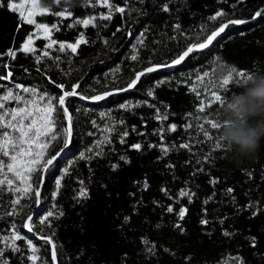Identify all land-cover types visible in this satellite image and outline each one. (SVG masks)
Returning a JSON list of instances; mask_svg holds the SVG:
<instances>
[{
    "label": "trees",
    "instance_id": "trees-1",
    "mask_svg": "<svg viewBox=\"0 0 264 264\" xmlns=\"http://www.w3.org/2000/svg\"><path fill=\"white\" fill-rule=\"evenodd\" d=\"M39 2L50 13L37 15L36 22L59 26L52 39L75 43L83 33L88 43L80 45L76 54L53 51L58 61L46 57L37 64L36 55L45 40L35 41L36 54L19 51L35 26L0 7V76L12 73L11 82L0 80V93L19 84L58 96L61 90L56 85L68 89L77 82L87 96L114 90L125 86L135 72L168 63L189 46L206 43L228 21L249 20L243 25L229 23L209 47L191 54L181 65L146 74L136 89L98 102L70 98L75 125L71 143L45 176L42 170L34 171L31 180L42 188V208L32 228L54 239L59 264H236L232 259L236 256L244 264H264V139L253 157H245L221 135L225 106L246 82L237 83L240 78L232 70L264 76V18L251 19L256 10H264V0H110L113 6L126 9L124 14L113 12L110 20L99 18L109 9L96 0L92 6H84L86 0ZM166 5L168 12L163 10ZM64 9L72 12L70 19L54 14ZM221 11L224 15L217 16ZM93 16L97 17L95 27L75 23ZM9 50L16 51L15 58L7 55ZM134 54L136 61L131 59ZM217 66L226 73L222 79ZM230 73L229 84L220 88ZM160 80L167 82L155 87ZM153 88L154 99L147 95ZM213 93L221 100L216 101ZM123 104L140 106L125 110ZM157 108L167 113V120L155 118ZM102 113L108 115L102 117ZM205 120L218 122L217 129ZM172 124L177 126L175 132L168 131ZM201 124L212 139L200 132ZM124 132L128 135L121 143ZM100 140L111 142L97 149ZM136 143L143 146L140 151L130 148ZM184 143L191 145L190 150L180 147ZM162 145L168 146L167 155ZM62 146L63 139L53 141L49 156ZM96 151L103 155L96 156ZM121 155L131 163H123ZM113 164L120 167L113 171ZM170 164L174 167L169 168ZM54 177H63L59 189ZM82 187L88 197L77 200ZM184 189L195 193L191 202L180 198ZM22 195L0 185V236H10L9 229L15 225L38 249L37 264H52L51 246L24 228L38 206L35 197L24 196L19 205L13 204ZM182 208L187 211L181 220ZM13 210L15 215L7 214ZM49 211L57 215L42 224ZM125 216L131 218L127 224ZM204 219L206 225L201 223ZM224 230L231 235L225 236ZM142 240L154 245V251L148 252ZM17 243L20 253L5 251L9 264H31L25 240Z\"/></svg>",
    "mask_w": 264,
    "mask_h": 264
},
{
    "label": "snow or ice",
    "instance_id": "snow-or-ice-1",
    "mask_svg": "<svg viewBox=\"0 0 264 264\" xmlns=\"http://www.w3.org/2000/svg\"><path fill=\"white\" fill-rule=\"evenodd\" d=\"M56 3H60L61 0H55ZM63 2L68 3L69 0H63ZM96 2L101 3L102 6H105L109 9L107 14L101 15L99 18L104 20H110L112 18L113 12H118L120 14H124L126 9L121 6H113L110 3V0H96ZM238 2L242 3L243 0H238ZM93 0H86L84 6H92ZM0 7H4L5 10L11 11L18 14V18L23 20L28 24H33L34 30L33 32L27 36L26 42L21 46L19 51L24 53L36 54L37 49L34 47L35 39H44L48 41L39 55H36V63L39 64L42 62L44 58H52L54 60H59L60 57L52 56L53 51H58L61 53H70L76 54L78 48L82 44L88 43L83 33H81L76 39L75 43H66L60 42L52 39L53 31H59L58 25L49 26L47 24H39L34 20V15H45L50 13L49 8H41V11L38 13H33L30 9L26 8V6L22 3H19L18 0H0ZM165 12L169 11V7L166 5L163 9ZM27 13V14H26ZM55 15L61 17L62 19H70L72 17V12L68 9H64L58 13H54ZM224 15L223 11L218 12L217 16ZM215 19V17H213ZM258 18H264V10H256L251 19L255 20ZM97 17H88L85 19H77L75 21L76 24H81L85 28L89 25L95 27V20ZM228 23L234 25H243L249 23V20L245 19H235L229 21ZM74 25H69L72 27ZM228 25L225 24L219 28L218 31L213 32L209 37H207V43H199L189 46L182 54H180L177 58L171 60L168 63L164 64H153L141 71L135 72L133 77L126 83L125 86L114 89L113 91H105L103 93H98L96 95L87 96L83 94L82 85L77 82L70 86V88L66 89L65 85L58 84L56 85L60 90V95H52L44 90L38 88L26 87L24 85H14L15 89L18 91H13L12 89L7 90L3 94H0V156L8 157L9 162L5 163L2 159H0V174L4 173H12L16 180L19 181V185L16 184V181L13 179H9L6 175L4 179H0V185H6L10 191H14L16 193H22V196H17L13 200L14 205H19L20 200L24 198V196H34L37 202V205L41 202V191L40 185L36 184L33 186L32 173L34 171L42 170L43 172H48L49 169L52 168L54 164L57 162V158L64 149L68 148L74 131V114L69 110L70 98H79L80 100H88L92 102L103 101L109 96L127 92L129 90L136 89L137 86L141 83V78L144 77L148 73L156 72L162 68H174L178 65H181L182 62L185 61L191 54L208 47V44L211 43L212 39L216 36L220 35V33L224 32V29ZM120 29H118L119 31ZM131 36V33L129 34ZM142 43V41H141ZM51 50V51H49ZM7 55L15 58L16 51L9 50ZM131 59L136 61L138 59L137 55H132ZM7 67V65H5ZM236 77L240 78L236 82H244L252 75L244 73L242 70L237 72L235 69L232 70ZM12 73L9 70L6 75L0 76V80H7L11 82ZM232 79V74L230 73L227 78H224L220 83L219 87L223 88L228 85L230 80ZM166 80H160L156 82L155 87H159L161 84L166 83ZM198 82H203V77H198ZM2 87V85H0ZM215 95V93H213ZM147 95L151 98H155V88L149 90ZM215 100L220 101L221 97L219 95H215ZM14 107L8 108L6 104L13 103ZM145 103H147L145 101ZM139 104H123L122 108L125 110H130L133 107H139ZM152 106V105H149ZM200 112L204 111V107L201 106L199 109ZM107 113H102V117H106ZM61 117V120H57L56 117ZM158 121L167 120V113H161L160 109H156V117ZM203 119V118H198ZM205 123L210 124L212 129H217L218 122H213L211 120H205ZM60 124V131H57V124ZM92 124L95 126L96 122L92 121ZM191 124L186 125V127H191ZM177 130V126L172 124L169 126L168 131L175 132ZM200 132L207 139H212V137L208 134L209 130L204 128L203 124L199 127ZM106 131H111V128L106 129ZM163 129H161V132ZM91 135V133H89ZM128 133L124 132L121 137V143L125 142V138ZM162 138V137H161ZM57 139H63V146L60 149V152H57L55 155L48 156L47 149L50 144ZM110 140H100L96 143V148H101L105 143H110ZM142 145L139 143L130 145V148L135 151H140L142 149ZM150 147H154L150 145ZM181 148L189 149L191 145L189 143H184L180 145ZM219 147V144H217ZM161 150L164 155L168 154V146L162 145ZM89 151H93L89 149ZM96 156H102V151H96L94 153ZM85 154L81 153V159H85ZM90 158V157H89ZM205 159H209V157H205ZM120 160L125 164H130L131 160L126 155H121ZM112 170L116 171L120 165L113 164ZM169 168L174 167V165H168ZM65 174H67V169L64 170ZM55 184L57 189L61 186V181L63 177L55 178ZM213 184L218 181H211ZM83 184V181L80 182ZM149 185L147 180L143 183V189L147 191ZM162 191L167 192V189H162ZM233 190L231 188L227 189V192L231 193ZM180 198L188 197L191 202V198L195 195L190 190L184 189L180 192ZM88 197V190L82 187L76 199L82 200ZM211 199V198H209ZM208 201H205L207 203ZM169 212L173 211L171 206L167 209ZM187 209L182 208L178 213L179 218L182 220L186 214ZM206 211V209H205ZM8 215H15V211H11L7 213ZM256 213H253L255 215ZM57 213L49 211L47 215L41 220V223H46L49 221V218L56 216ZM59 215H63V213H59ZM130 217L125 216L123 222L127 224L130 222ZM32 217H27L25 221L24 228L27 229L28 232H32L33 228L31 227ZM202 224H207L208 221L206 219L201 221ZM176 227H180L179 224ZM11 235L10 236H0V264H9V257L5 255V251L9 250L13 253H20L22 251L21 246L17 243V241L24 239L27 245V250L32 253V255L27 256V259L31 261V264H37V260L39 257L36 255L38 249L35 245H33L32 241L22 236L20 232L16 229L15 225H13L9 229ZM183 231V229H181ZM223 234L225 236L231 235L227 230H224ZM46 243L51 246V261L52 264H59L58 254L56 245L51 236L43 237ZM142 243L148 245L147 251L153 252L155 246L151 245L149 241L142 240ZM251 246L255 247V237L251 240ZM233 260L236 261V264H244L243 259L239 256L232 257Z\"/></svg>",
    "mask_w": 264,
    "mask_h": 264
},
{
    "label": "clouds",
    "instance_id": "clouds-1",
    "mask_svg": "<svg viewBox=\"0 0 264 264\" xmlns=\"http://www.w3.org/2000/svg\"><path fill=\"white\" fill-rule=\"evenodd\" d=\"M216 71L218 78L226 75L220 66ZM242 88L225 106L221 135L242 156L253 157L264 139V76L252 75Z\"/></svg>",
    "mask_w": 264,
    "mask_h": 264
},
{
    "label": "rangeland",
    "instance_id": "rangeland-1",
    "mask_svg": "<svg viewBox=\"0 0 264 264\" xmlns=\"http://www.w3.org/2000/svg\"><path fill=\"white\" fill-rule=\"evenodd\" d=\"M19 3H22V4H24L25 6H26V8H28V9H30L33 13H38L39 11H41V8H42V6L40 5V2H39V0H22L21 2H19ZM101 4V3H100ZM27 14V13H26ZM37 15H39V14H36V15H34V20L36 21V16ZM37 23V22H36ZM37 39H35V41H36ZM48 41H46L45 40V45H46V43H47ZM66 43H68V42H66ZM34 47L37 49V46H36V44L34 43ZM45 47V46H44ZM42 50H44V48L42 49ZM9 89H12L13 91H18V89H15V88H8V89H6L5 91H3L2 93H0V94H3L4 92H6L7 90H9ZM15 106V104H14V102L13 103H9V104H6V107H8V108H11V107H14ZM52 144V143H51ZM51 144H50V146H51ZM50 146H49V148H50ZM49 148L47 149V154H48V156H49ZM0 159H2L3 161H5V163H7V162H9V160H8V157H3V156H0ZM7 176L9 179H13V180H15L16 181V184L17 185H19V181L18 180H16V178H15V176L12 174V173H7L6 171L4 172V173H2V174H0V179H4V176ZM14 192V191H13ZM16 195H20V193H16V192H14Z\"/></svg>",
    "mask_w": 264,
    "mask_h": 264
},
{
    "label": "water",
    "instance_id": "water-1",
    "mask_svg": "<svg viewBox=\"0 0 264 264\" xmlns=\"http://www.w3.org/2000/svg\"><path fill=\"white\" fill-rule=\"evenodd\" d=\"M262 9H263V8H261L260 10H262ZM228 22H229V21H228ZM228 22L225 23V24L228 25V24H229ZM225 24H224V25H225ZM222 26H223V25H222ZM218 30H219V29H218ZM218 30H217V31H218ZM215 32H216V31H215ZM220 35H221V33H220ZM220 35H218V36H216L214 39H212L211 43L208 44V47H209V46H210V45H211V44H212V43H213V42H214V41H215ZM206 43H207V41H206ZM206 48H207V47H206ZM206 48H204V49H206ZM201 50H203V49H201ZM109 91H113V90H109ZM87 101H88V100H87ZM66 149H67V148H66ZM66 149H64L62 152H60V150H59L58 152H60V155H62V154L65 152ZM55 154H56V153H55ZM55 154H54V155H55ZM60 155H59V156H60ZM59 156H58V157H59ZM44 176H45V172H44ZM43 182H44V178H43ZM42 184H43V183H42ZM42 184H41V186H42ZM41 189H42V188L40 187V191H41ZM37 208H38V207H37ZM37 208H36L35 212H33V213L30 215V216L32 217V219L36 217L35 215H36V212H37ZM31 227H32V221H31ZM29 234H30L32 237H34V238H40V239H43V237H48V236H44V235H40V234H36V233L34 232V230H33L32 232H29ZM52 239H53V238H52ZM53 241H54V239H53ZM54 243H55V241H54ZM55 245H56V243H55ZM56 249H57V248H56Z\"/></svg>",
    "mask_w": 264,
    "mask_h": 264
},
{
    "label": "bare ground",
    "instance_id": "bare-ground-1",
    "mask_svg": "<svg viewBox=\"0 0 264 264\" xmlns=\"http://www.w3.org/2000/svg\"><path fill=\"white\" fill-rule=\"evenodd\" d=\"M38 208H37V212H36V215L35 216H37V214H38V212L41 210V208H42V204H41V202H40V204L37 206ZM36 218V217H35ZM35 218H33L32 219V222H33V220L35 219ZM29 233V232H28ZM30 235V234H29ZM31 236V235H30Z\"/></svg>",
    "mask_w": 264,
    "mask_h": 264
}]
</instances>
